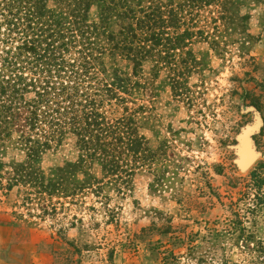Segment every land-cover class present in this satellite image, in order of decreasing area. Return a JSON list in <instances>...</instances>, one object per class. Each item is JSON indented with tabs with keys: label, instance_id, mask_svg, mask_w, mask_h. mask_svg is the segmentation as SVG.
Listing matches in <instances>:
<instances>
[{
	"label": "rangeland",
	"instance_id": "1",
	"mask_svg": "<svg viewBox=\"0 0 264 264\" xmlns=\"http://www.w3.org/2000/svg\"><path fill=\"white\" fill-rule=\"evenodd\" d=\"M89 1V25L143 35L101 49L76 32L66 52L91 49L90 100L132 143L113 166L72 133L0 122V264H264V0ZM43 2L71 19V0ZM18 43L0 41V121L7 99L24 104L1 94ZM24 66L33 104L39 71ZM258 114V156L240 170L234 145Z\"/></svg>",
	"mask_w": 264,
	"mask_h": 264
},
{
	"label": "trees",
	"instance_id": "2",
	"mask_svg": "<svg viewBox=\"0 0 264 264\" xmlns=\"http://www.w3.org/2000/svg\"><path fill=\"white\" fill-rule=\"evenodd\" d=\"M71 5L73 7L68 14L71 19L68 20V17L58 16L47 9L43 0H0V26L4 25L3 31L0 32L2 37L0 41L4 44L10 42L11 45L17 38L20 41L13 47V50L5 51L8 56L5 62L13 67L12 73L15 77L12 78V82L3 81L7 86L3 87L1 94L7 97L11 94H18L19 99L24 103L23 107H17V111H15L16 104L12 103L11 99H7L10 100L11 105L3 104L2 109H6L8 111L6 113L9 115L4 116L0 122L8 124L10 123L9 119L17 120L24 116L22 120L24 124H29L31 127L36 126L44 132H47L44 128L47 125L53 133L61 135L72 133L76 137L77 143L87 153V157L89 155L98 156L105 162L107 161L108 164L117 166L116 146L123 145L124 140L129 141L126 142L128 144L132 138L123 137L122 134L125 131L122 127L124 125L120 123L121 127L115 125L114 121H109L90 100L92 88L86 85L85 79H92L93 75L97 74L95 73L96 69L99 71L95 65V57L91 55V49L88 48L84 52L76 51L75 54L79 56L77 59L67 57L66 52L72 45L73 34L76 32L84 37L86 35L91 37L92 33H95L93 38L99 42L101 49L104 48L102 44L107 48L106 45L110 42L135 45L138 39V42L143 43V39H141L143 35L137 37L133 25L128 26L125 36L122 31L117 36L107 34L104 29L86 23L85 14L90 8L91 1L71 0L68 6L71 7ZM103 24L101 20L100 26L105 28ZM119 36L123 37L118 38ZM102 37L103 39H101ZM85 39L90 44H94V42H90L89 37ZM132 50L134 49L132 48ZM127 56L129 59H133L129 55ZM20 57L27 59L22 60L24 64H33L39 71V76L34 77L30 84L33 86L34 82H39L34 90L38 100L37 102L33 101V104L22 97L24 93L29 91L28 84L23 82L22 71L27 67H21ZM135 58L133 62L141 65L137 61V57ZM114 80H117V76H114ZM130 83L131 81L126 79L125 85ZM106 89H108L107 86ZM98 91L101 90L97 88L94 94L97 95ZM36 103H38V107L35 105ZM42 107L44 108L43 111ZM29 108L34 110L30 111L32 116L26 117L23 111ZM4 110H1L2 115H4ZM47 119L49 122L46 121ZM130 123L133 124L134 122L130 120ZM94 141H97V147L93 146ZM47 145L49 146L48 142L38 143L39 148H47ZM137 148L139 145H135L131 150L138 153L141 147L140 149ZM35 156L36 151L28 148V159H34Z\"/></svg>",
	"mask_w": 264,
	"mask_h": 264
},
{
	"label": "water",
	"instance_id": "3",
	"mask_svg": "<svg viewBox=\"0 0 264 264\" xmlns=\"http://www.w3.org/2000/svg\"><path fill=\"white\" fill-rule=\"evenodd\" d=\"M262 125V118L257 115V120L244 127L234 145L236 164L240 170H247L256 160L258 151L254 142V135Z\"/></svg>",
	"mask_w": 264,
	"mask_h": 264
}]
</instances>
